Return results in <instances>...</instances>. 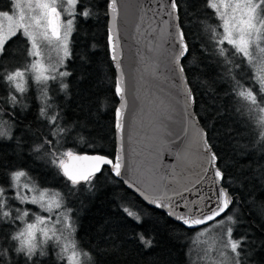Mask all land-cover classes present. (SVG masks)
Here are the masks:
<instances>
[{
  "label": "snow or ice",
  "instance_id": "6c2138e0",
  "mask_svg": "<svg viewBox=\"0 0 264 264\" xmlns=\"http://www.w3.org/2000/svg\"><path fill=\"white\" fill-rule=\"evenodd\" d=\"M9 3L11 7L8 11L0 10V18L9 22L6 30L0 24V87L6 93L0 94V105L10 106L12 112L9 114L13 116L17 107L26 111L30 107L25 102L29 80L36 86L39 92L37 119L50 128L49 134L56 141L54 144L52 139L45 137L43 143L36 145L32 151L39 153L45 149V145L51 146L45 150V157L41 158L46 159L47 165L55 170L54 176L64 181L68 196L73 195L82 184L89 192L93 191V180L98 173L103 175L104 166H110L109 173L113 177H121L125 169L124 129L128 99L124 72L117 53L118 0H104L103 4L104 15L111 20L107 30L111 60L120 69L119 77L114 80V93L121 101L120 106L114 109V128L120 140L118 151L114 154H105L102 147L97 148L96 141H89L83 136L84 127L78 122L68 124L63 121L61 112L57 110L61 106L54 107L57 93L67 95L65 78L72 73L65 66L73 56L71 45L78 20L87 22L95 16L97 13L94 9L101 7L100 0H26L23 5L21 0H9ZM205 8L211 10L212 17L209 18H215L217 25L193 20L194 14L185 10L184 0H169L167 15L173 29L169 72L173 84L178 81L179 93L183 96V119L189 126L196 127L194 143L199 153L198 166L203 173L196 183L210 178L213 195L207 198L204 209L199 207L202 201H194L197 205L194 210L179 214L173 210L169 215L181 226L190 230L199 229L190 243L193 246L199 243L205 245L203 255L199 258L200 264H249L252 253L244 245L254 242H249L246 235L233 238L241 203L236 190L243 185L238 186L227 175L230 165L224 162L223 155L213 143L217 139L212 135L217 131L215 121L199 126L198 115L192 110L197 96L194 95L193 87L189 86L192 81L186 73L200 66L184 61L188 60L198 39L190 30L191 24L200 23L202 30L208 34L215 65L224 68L223 78L229 83L228 95L234 97V103L239 105L231 114L217 112L216 118L220 120L227 114L235 121V131L229 128L225 133L230 142L235 141V154L257 162L264 160V0H205ZM182 15L188 18V31L181 20ZM13 37L23 45L19 53H11L12 57L19 55L24 61L16 65L10 63L6 47ZM201 49L208 52L203 44ZM52 52L56 54L55 61ZM200 71L205 69L200 68ZM151 75L159 78L157 67L152 68ZM242 81L251 86L246 87ZM196 84L213 91L208 81H199L197 78ZM50 91L53 95H49ZM2 113L3 107H0ZM159 119L158 130L161 135H170L165 123L172 120L168 109L161 111ZM244 132L248 133V137L243 135ZM12 139L11 126L0 119V140ZM69 139L86 144L94 154L80 155L71 147L58 151L55 145ZM176 139L183 142L180 137ZM244 139H247V144L240 143ZM20 148L21 143L17 138V149ZM176 155L178 160L186 158L179 152ZM260 167L264 168V165ZM0 168L4 169L0 172L3 177V182H0V264H104L103 257L108 255L107 252H100L98 247L89 250L78 245L74 213L67 206L64 194L58 190L41 188L23 168L9 170L11 166L8 164H0ZM152 203L157 207L172 208L171 204L166 205L158 200ZM25 205H36L40 211L34 212ZM118 207L137 223L141 222L139 212L123 205ZM217 230L218 236H213L210 241H200L201 236ZM136 237L145 248L153 246L152 239L146 238L143 233H136Z\"/></svg>",
  "mask_w": 264,
  "mask_h": 264
},
{
  "label": "trees",
  "instance_id": "16d2710c",
  "mask_svg": "<svg viewBox=\"0 0 264 264\" xmlns=\"http://www.w3.org/2000/svg\"><path fill=\"white\" fill-rule=\"evenodd\" d=\"M101 7L94 9L97 13L87 22L78 20L76 31L72 38L73 56L66 62V70L72 75L65 78L68 84L67 95L60 92L54 96L57 110L61 112L63 121L68 124L78 122L85 128L83 136L89 141H96L97 148H103L105 154H114L113 111L117 103L113 91L114 71L108 57L106 44V16L104 0H100ZM11 4L9 0H0V10L8 11ZM184 8L194 14L193 20L205 21L209 25H217L218 21L212 17L211 10L205 8V0H184ZM181 20L188 31L189 21L185 16ZM191 32L198 37L191 55L184 63L194 62L199 68L187 72L188 79L192 81L190 87L197 96L194 111L202 126L207 122L215 121L212 135L217 137L213 141L217 150L224 157V162L230 165L227 175L236 181V196L240 200L237 220L233 238L247 236L249 242L246 247L251 253L249 264H264V160L243 159L234 153L233 144L225 135L236 124L229 115L217 120V112L231 114L236 105L235 98L228 95L229 83L223 78V66L217 67L215 57L208 44V34L202 30L200 23L191 24ZM19 36V34H17ZM201 44L208 48V52L201 49ZM93 45L95 47H93ZM9 50L10 63L16 65L23 63L17 55L11 56L13 51L20 52L23 45L16 37L11 38L6 45ZM200 68L205 71H200ZM199 81H208L213 91L203 86H197ZM239 79V77H237ZM246 87L250 83L242 81ZM0 94L6 95L0 87ZM39 92L31 80L25 102L30 106L26 111L17 107L14 116L9 113L12 108L3 107L0 119L7 121L11 126L12 140H0V164L11 166L9 170L23 168L41 188L60 191L65 195L67 206L73 210L77 231L75 239L78 245L89 250L99 249L107 252L103 257L104 264H192L191 243L198 229H187L181 224L169 219L164 213L144 204L137 196L127 190L122 183L109 173L104 166L103 175L97 174L93 180L95 188L89 192L85 185H80L73 195L68 196L64 181L54 176L55 170L48 166L45 150L51 148L45 145L39 153L32 149L43 143L45 137L52 139L50 128L37 119ZM243 135L248 137V133ZM17 138L21 148L17 149ZM247 144V139L241 140ZM62 145V146H61ZM58 151L71 147L75 152H92L83 143H76L75 139L61 140L55 145ZM251 165V167H249ZM4 169L0 168V172ZM0 182L3 177L0 176ZM119 205L128 207L131 211L139 212L142 216L140 223L123 212ZM34 209L36 206L31 205ZM203 227V226H201ZM200 227V228H201ZM136 233H143L151 238L153 246L145 248L136 237Z\"/></svg>",
  "mask_w": 264,
  "mask_h": 264
},
{
  "label": "water",
  "instance_id": "95a60500",
  "mask_svg": "<svg viewBox=\"0 0 264 264\" xmlns=\"http://www.w3.org/2000/svg\"><path fill=\"white\" fill-rule=\"evenodd\" d=\"M118 5L117 53L125 77L128 110L125 113L124 129L125 169L121 177L114 178L144 204L177 222L169 212L174 210L179 214L194 210L197 207L194 201H202L199 207L204 209L208 203L207 198L213 195V185L210 178L196 183L203 175L198 166L199 153L194 143L196 127L189 126L183 119V96L179 93L178 81L173 84L169 72L170 53L173 51L172 21L167 15L169 0H118ZM110 24V17L106 16V44L115 80L119 77L120 69L111 60L107 43ZM153 67H157L158 79L151 75ZM115 96L117 103L114 109L121 103L120 98ZM164 109H168L172 120L165 122L170 135L162 136L158 130L159 115ZM199 126L203 127L200 121ZM113 130L115 153L120 140L114 128V111ZM177 137L182 138L183 142ZM178 152L186 155V158L178 160ZM153 200L171 204L172 208L157 207L152 203Z\"/></svg>",
  "mask_w": 264,
  "mask_h": 264
},
{
  "label": "rangeland",
  "instance_id": "374dc122",
  "mask_svg": "<svg viewBox=\"0 0 264 264\" xmlns=\"http://www.w3.org/2000/svg\"><path fill=\"white\" fill-rule=\"evenodd\" d=\"M25 2H26V0H21L22 5ZM0 24H2L6 30L9 22L4 18H0ZM17 34H19V33H17ZM51 55H52L53 61H55V58H56L55 52H52ZM49 95H53V93L50 91ZM33 206H36V205H33ZM24 207H28L34 212L40 211L38 206H36L37 209H34V207H32L31 205H25ZM42 214L47 215V213H42ZM203 227H201V228H203ZM218 235H219V231L217 230L215 232L205 234L204 236H201L199 239H200V241H210L213 236H218ZM191 247H192V249H191V257L190 258H191L192 264H200L199 258L203 255V249H204L205 245L202 243H199L196 246L191 245Z\"/></svg>",
  "mask_w": 264,
  "mask_h": 264
}]
</instances>
